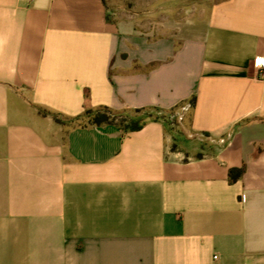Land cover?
Returning a JSON list of instances; mask_svg holds the SVG:
<instances>
[{
  "label": "crops",
  "instance_id": "1",
  "mask_svg": "<svg viewBox=\"0 0 264 264\" xmlns=\"http://www.w3.org/2000/svg\"><path fill=\"white\" fill-rule=\"evenodd\" d=\"M257 57L264 0L181 40L105 0H0V264H264ZM100 107L189 112V134L74 120Z\"/></svg>",
  "mask_w": 264,
  "mask_h": 264
},
{
  "label": "rangeland",
  "instance_id": "2",
  "mask_svg": "<svg viewBox=\"0 0 264 264\" xmlns=\"http://www.w3.org/2000/svg\"><path fill=\"white\" fill-rule=\"evenodd\" d=\"M219 0H105L110 17L132 31L151 37L194 38L207 25L210 8ZM178 116V115H177ZM189 112L170 128L188 135ZM181 143L179 142V145Z\"/></svg>",
  "mask_w": 264,
  "mask_h": 264
},
{
  "label": "trees",
  "instance_id": "3",
  "mask_svg": "<svg viewBox=\"0 0 264 264\" xmlns=\"http://www.w3.org/2000/svg\"><path fill=\"white\" fill-rule=\"evenodd\" d=\"M193 106L194 98L190 101V107L192 108ZM74 120H81L91 126L113 125L124 133L140 130L150 121H161L172 129L177 126V116L174 114V110L166 112L157 108L115 112L108 107H100L95 110H86ZM58 122L61 123L60 120ZM175 149V145H173L172 150ZM243 172L244 168L230 170V180H238Z\"/></svg>",
  "mask_w": 264,
  "mask_h": 264
},
{
  "label": "built area",
  "instance_id": "4",
  "mask_svg": "<svg viewBox=\"0 0 264 264\" xmlns=\"http://www.w3.org/2000/svg\"><path fill=\"white\" fill-rule=\"evenodd\" d=\"M254 65L256 68L259 69V75H260V79L262 81H264V59L261 57H257L254 60Z\"/></svg>",
  "mask_w": 264,
  "mask_h": 264
}]
</instances>
